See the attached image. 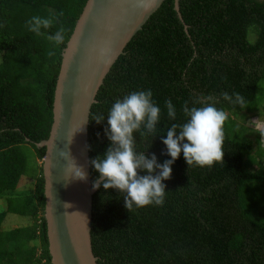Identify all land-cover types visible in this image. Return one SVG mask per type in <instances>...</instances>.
<instances>
[{
  "label": "trees",
  "instance_id": "trees-1",
  "mask_svg": "<svg viewBox=\"0 0 264 264\" xmlns=\"http://www.w3.org/2000/svg\"><path fill=\"white\" fill-rule=\"evenodd\" d=\"M86 2L0 0V197L6 198L0 212V264H51L44 219L45 148L37 144L49 137L61 55ZM179 13L182 20L174 0H165L105 77L89 115V161L109 146L107 121L97 124L94 116H107L111 105L132 91L150 89L161 107L155 134L134 133L138 149L148 158L154 154L158 164L170 159L162 140L172 123L185 122V102L190 107L215 103L225 113L264 110L257 101L264 100L259 90L264 0H179ZM37 15L54 20L43 35L26 27ZM61 27L65 42L56 46L48 35ZM224 92L243 95L245 107L224 101ZM167 100L177 109L175 121L167 118ZM226 115L222 161L188 166L181 153L162 182L163 205L128 211L122 193L97 189L90 225L96 264H264L263 134L255 132L261 160L253 172L245 163L253 143ZM23 177L33 182L31 190L17 191ZM96 177L90 166L91 185ZM7 214L25 217L29 224L4 230Z\"/></svg>",
  "mask_w": 264,
  "mask_h": 264
},
{
  "label": "water",
  "instance_id": "water-1",
  "mask_svg": "<svg viewBox=\"0 0 264 264\" xmlns=\"http://www.w3.org/2000/svg\"><path fill=\"white\" fill-rule=\"evenodd\" d=\"M164 1L87 0L62 52L49 137L37 144L45 148L44 219L51 264H96L90 238L97 191L91 185L88 152L91 107L125 47ZM174 10L181 19L179 0H174ZM61 152L70 153L84 169L85 181L66 174Z\"/></svg>",
  "mask_w": 264,
  "mask_h": 264
},
{
  "label": "clouds",
  "instance_id": "clouds-1",
  "mask_svg": "<svg viewBox=\"0 0 264 264\" xmlns=\"http://www.w3.org/2000/svg\"><path fill=\"white\" fill-rule=\"evenodd\" d=\"M54 20L33 16L26 21V27L32 33L43 35V30L52 28ZM54 45L65 42L63 27L48 35ZM51 54V53H50ZM222 99L233 106L245 107L247 101L238 92H224ZM167 118L177 119V109L171 100L164 102ZM185 117L183 123H172L162 140L166 154L170 159L158 164L156 156H145L137 147L134 133L142 137L157 132L160 123L161 107L153 99V92L148 90L132 91L117 99L110 107L107 116L97 114L93 121L100 124L107 121L105 136L109 146L102 155L89 161L97 173L92 189L103 188L117 190L123 194L124 207L129 211L149 205L161 206L165 201V184L171 176L172 164L183 154L187 165L200 167L212 166L222 161L225 142V111L207 103L204 106L190 107L187 102L181 106ZM81 127L78 132H83ZM90 150V149H89ZM60 159L65 162V172L74 180L85 181L87 174L78 166L70 153L61 152ZM140 173H144L141 175Z\"/></svg>",
  "mask_w": 264,
  "mask_h": 264
},
{
  "label": "rangeland",
  "instance_id": "rangeland-1",
  "mask_svg": "<svg viewBox=\"0 0 264 264\" xmlns=\"http://www.w3.org/2000/svg\"><path fill=\"white\" fill-rule=\"evenodd\" d=\"M254 37H250V41L253 42ZM1 58V57H0ZM260 92L264 94V82H262L259 86ZM260 95V94H259ZM260 98V97H259ZM257 97V101L260 102L262 105L264 100H259ZM260 111L256 113H246L242 112L238 113H226L230 115L231 120L236 123V127H240L242 132V137L249 139L253 143V151L250 153L249 156L245 157V163L250 171H256L258 169L256 162L260 161L261 159L257 155V145L255 143L256 140V131H260L263 135L260 138V142L264 148V110L262 111L261 106L259 107ZM234 127V128H236ZM231 128V126H230ZM237 129V128H236ZM39 164L41 162L38 161ZM262 165L264 166V159L262 160ZM33 188V182L26 177L21 178L17 191L23 190H31ZM6 208V198L0 197V212H3ZM29 224L28 219L25 217H21L14 214H7L2 227L4 230H10L15 227H23ZM39 246V245H38Z\"/></svg>",
  "mask_w": 264,
  "mask_h": 264
}]
</instances>
